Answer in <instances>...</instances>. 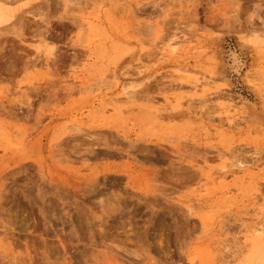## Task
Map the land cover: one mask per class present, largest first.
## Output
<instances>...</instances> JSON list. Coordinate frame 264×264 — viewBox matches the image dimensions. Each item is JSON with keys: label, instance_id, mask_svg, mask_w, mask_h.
Masks as SVG:
<instances>
[{"label": "rangeland", "instance_id": "obj_1", "mask_svg": "<svg viewBox=\"0 0 264 264\" xmlns=\"http://www.w3.org/2000/svg\"><path fill=\"white\" fill-rule=\"evenodd\" d=\"M0 2V264H257L264 0Z\"/></svg>", "mask_w": 264, "mask_h": 264}, {"label": "bare ground", "instance_id": "obj_2", "mask_svg": "<svg viewBox=\"0 0 264 264\" xmlns=\"http://www.w3.org/2000/svg\"><path fill=\"white\" fill-rule=\"evenodd\" d=\"M13 2V1H12ZM5 3V2H4ZM11 4H13V3H11ZM11 11H10V9L8 8V7H6L2 2H0V24H2V23H7V22H9L11 19H12V17H14V13L13 14H11L10 13ZM97 16L95 15L94 16V18H96ZM92 27H94V26H92ZM250 32H252V31H250ZM254 32V31H253ZM254 34V33H253ZM252 34V35H253ZM256 34V33H255ZM257 35V34H256ZM176 38H181L180 36H178V37H176ZM253 38H254V41L253 42H264L263 40H260L259 39V37L258 36H253ZM184 40V39H183ZM247 41V40H246ZM105 42V41H104ZM164 42V41H163ZM179 42H181V41H179V40H175V41H172L171 42V40L170 39H168V40H166V42H164L165 43V46L166 47H172V51H174L176 48H177V46H178V44H180ZM250 42V41H249ZM247 43V42H246ZM245 43V44H246ZM248 45V44H247ZM107 50V49H106ZM236 50V49H235ZM231 53H233V52H231ZM230 55V54H229ZM237 55V54H236ZM235 55V56H236ZM233 57V56H232ZM104 59V58H103ZM235 61L236 60H238V59H236V57H235V59H234ZM236 63H237V61H236ZM238 64V63H237ZM241 64V63H240ZM240 68V67H239ZM139 71V70H138ZM141 72L143 71L142 69L140 70ZM140 71H139V73H140ZM239 72V71H238ZM215 78V77H214ZM211 79V78H210ZM209 78L207 79L206 77H204V76H200V77H193V78H191L189 81H188V83H189V85L194 89V91H197V90H202V91H204L205 92V94H204V96H206V97H209V99H211V97H215L216 99H218V100H220L221 99V101H223L224 100V102H217L214 106H215V108H219V111H218V113H219V115H221V117L223 116V120L224 121H226V123H227V125H228V127H232L233 128V126H235V125H238V123L237 124H235L237 121V118H239L241 115H240V112H239V110H237V108H236V102H233V100L229 97V94H228V96H226V95H223V94H220V93H217V92H215V91H209V89H206V86L207 85H210L211 84V81L212 80H210ZM129 85V84H128ZM127 84H124V85H122L123 86V91H122V94H126V88H127V86H128ZM188 86V85H187ZM191 87H189V88H191ZM129 96V95H128ZM127 96V97H128ZM231 96V95H230ZM129 98H130V96H129ZM207 100H208V98L207 99H205V101L207 102ZM204 101V102H205ZM236 101V100H235ZM179 101L177 100V104L179 105V103H178ZM238 103H240V102H238ZM242 119V118H241ZM75 122V121H74ZM221 123H222V121H221ZM75 126V125H74ZM76 129H78L77 127H75ZM207 133H208V131H207ZM228 153V152H227ZM226 166L227 165H225V166H223L222 165V167H219V169H220V171L219 170H217V172H220V173H216L217 175L216 176H218V177H221V176H223V179H224V175H226L227 174V172H229V170H227L226 169ZM230 166V165H229ZM231 166H233L234 168L233 169H235V170H237V171H245L246 169H248V168H254V167H256V165H255V162L254 161H252V162H249V161H247V160H244V159H236V161H234V163H233V165H231ZM207 168V167H206ZM203 169V168H202ZM210 171V170H209ZM216 171V170H215ZM231 171V170H230ZM233 171V170H232ZM254 171H255V169H254ZM260 171V170H259ZM213 172H214V170H213ZM234 172H236V171H234ZM210 176V175H209ZM208 177V176H207ZM226 177H229L228 175L226 176ZM214 179H217V178H214ZM220 179V178H219ZM227 179V178H226ZM207 180V179H206ZM212 180H213V178H212ZM208 181V180H207ZM229 189V188H228ZM191 207V206H190ZM261 214V216L263 217V213L261 212L260 213ZM255 216V215H254ZM260 218V216H259V218L260 219H263V218ZM259 218H257L256 217V219H258L259 220ZM246 227H248V231H250L251 232V234L254 236L255 235V240H257L258 242L261 240H263L264 239V235H262L263 234V231H264V224L261 222V220H259V221H255V223L253 222L252 224L250 223V226L248 225V226H246ZM242 228H243V226H242ZM262 233V234H261ZM214 241H216V240H214ZM224 241V240H223ZM211 243H212V241H211ZM214 244L216 243V242H213ZM223 244V243H222ZM264 244V243H263ZM235 245H236V243H235ZM218 246V245H217ZM262 246H264V245H262ZM262 246H260V245H255V247H254V249L252 250V253H251V255H252V257H250L251 258V262L253 263V262H255V263H257V264H264V249H263V247ZM226 247V246H225ZM225 247H224V249H225ZM211 248H215V246L213 247H211ZM216 249V248H215ZM222 252V251H221ZM215 254H216V256H217V252L215 251L214 252ZM215 254H214V256L213 257H215ZM220 257V256H219ZM212 260H216V258L214 259H212ZM217 261V260H216ZM218 263V262H217Z\"/></svg>", "mask_w": 264, "mask_h": 264}]
</instances>
